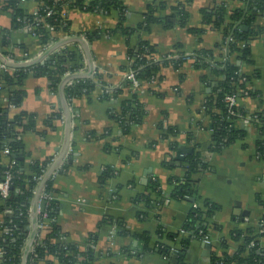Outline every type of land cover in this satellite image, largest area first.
Instances as JSON below:
<instances>
[{"label": "crops", "instance_id": "crops-1", "mask_svg": "<svg viewBox=\"0 0 264 264\" xmlns=\"http://www.w3.org/2000/svg\"><path fill=\"white\" fill-rule=\"evenodd\" d=\"M119 1L125 8L120 25L123 29H134L142 22L146 0ZM181 1L166 0V7L158 16H173ZM220 2H225L229 12L245 7L244 0H191L185 5L187 22L184 27L175 24L165 29L153 25L146 32L130 35L112 32L119 24V13L115 10L97 13L74 8L67 15L69 33L58 35V40L47 48L23 28H13L8 13H0V30L8 29L11 44L22 45L27 50L28 57L22 50L14 49L18 58L14 60L16 65H27L29 59L32 62L43 61L55 49L60 51L74 46L86 57L83 46L76 39L80 38L88 45L94 78L95 73L101 75L111 91L123 89L108 102L99 99L101 90L97 88L88 97L82 96L68 103L64 94L65 84L61 86L64 80L54 91L45 77L29 74L22 86L25 97L21 109L36 119L35 131L22 138L24 152L29 162L50 160L42 180L64 150L69 128V146L53 170L58 169L52 183L61 204L56 222L66 242L77 245L81 250H92L96 256L94 264H210L211 254L232 256L236 252L239 243L230 238L231 232L258 229L264 213L255 199L257 195L264 196V161L255 155L258 133L250 122L239 118L235 127L245 133L243 139L220 153L208 151L211 132L202 108L210 88L201 81L208 70L196 69L191 60L196 52L213 50L221 42L223 28L214 30L202 25L200 15L201 9ZM22 8L25 14H35L37 2L25 0ZM169 20L173 21L172 18ZM256 25L262 32L249 42V62L233 61L239 67V73L248 79L246 88L256 93L255 96L237 97V109L250 115L264 111V17H258ZM190 28H202L203 32L193 34L188 31ZM95 31H101V36L87 42L84 35ZM139 40L152 44L157 58L182 55L189 59L183 61L179 69L172 66L161 68L152 81L140 83L136 90L132 89L137 93V101L145 116L129 135H121L109 111L118 109L130 97V91L123 86L129 68L126 51L128 46L134 47ZM88 71L89 66L84 74ZM64 103L70 115L69 125L66 124ZM52 115L59 117L49 122ZM160 125L179 132L175 138L178 142L176 150H170L169 140L162 138ZM92 134L103 137L93 139ZM188 134L190 141H187ZM192 146L198 147L209 166L207 171L193 176L196 198L199 202L209 201L218 207L208 219V243L193 239L182 260H178L176 253L171 251V258L174 256L176 263L151 252L135 255L139 241L133 235L149 233L154 240L158 228L176 232L186 221L192 202L186 198L166 199L171 191L169 178L183 173L178 163L187 153L181 155L177 151L179 148L189 150ZM67 158H70L68 168L62 169ZM102 175H107L103 182L100 180ZM149 179L157 180L166 201L160 209L149 211L146 218L141 219L138 213L145 209L142 205L133 204L132 199L145 192ZM32 205L33 201L30 220ZM243 212L247 215L242 216ZM104 218L109 220L101 223ZM118 223L124 225L129 233L127 236L118 233ZM214 226L219 229H214ZM91 236L95 238L93 243L89 242ZM205 244L209 248H205Z\"/></svg>", "mask_w": 264, "mask_h": 264}, {"label": "trees", "instance_id": "trees-1", "mask_svg": "<svg viewBox=\"0 0 264 264\" xmlns=\"http://www.w3.org/2000/svg\"><path fill=\"white\" fill-rule=\"evenodd\" d=\"M23 1L0 0V13L10 15L11 26L15 29L30 27L28 34L31 36L33 33L34 37H32L45 47L58 40V35L69 33V20L67 17H62V11L65 9L70 11L75 8L97 13H109L115 10L119 13V24L112 32L121 31L130 35L146 32L153 25H160L165 29L172 28L175 24L184 27L187 22L185 5L191 0L179 2L174 10L175 14L171 17L158 16V13L165 9L166 0H146L142 22L134 29H123L120 25L125 8L119 0H35L37 10L32 15L25 14L22 8ZM244 1V8L234 9L231 12L228 11L225 2L200 10L202 25L214 30L223 28V33L221 42L216 44L213 50H201L194 54V67L208 70V74L201 79L210 88L202 110L203 115L208 119L207 128L211 132L208 151L214 154L220 153L243 139L245 133L237 129L235 123L239 118H244L249 120L258 133L255 155L259 160L264 161V111L250 115L238 110L236 106L229 111L224 100L230 94L237 97L256 95L246 88L248 79L239 73V67L233 61L249 62V42L262 32V29L256 25V21L258 17H264V0ZM49 11H51L50 15H48ZM47 25L53 27L54 33L46 28ZM188 31L201 34L203 29L190 28ZM101 34V31H95L84 36L87 42L91 43ZM9 37L8 29L0 30L1 54L10 55L13 60L18 59L14 50L17 48L28 57L24 46L11 44ZM126 55L129 61L128 70H134L136 79L141 83L152 81L161 68L172 66L179 69L185 61L183 58L185 56L182 55H177V58L173 55L157 58L155 47L143 40H139L134 47L128 46ZM83 57V53L74 46L48 55L41 64L0 70V182L4 181L7 173L11 174L7 196L0 195V250L2 252L0 264H21L22 253L30 235L31 204L39 186L38 181L43 178L50 163V160L29 162L24 152L22 138L26 133L35 131L36 119L33 114L21 109L25 97L22 89L23 81L29 74L37 78L45 77L50 83V88L56 91L65 73L75 72L82 68ZM210 79L213 82H210ZM125 81L123 86L130 91V97L123 101L118 109L109 111L121 135H129L132 128L139 125L145 116V112L137 101V93L133 92L131 83ZM107 86L102 76L95 73V81L74 79L72 84L65 85L64 94L67 102L70 103L73 99L88 97L97 88L102 89ZM121 90L123 89L112 90L110 94L102 92L99 99L108 102L116 98ZM58 117L52 115L49 122ZM159 128L163 131L162 138L169 140L170 150H176L178 142L175 138L179 132L162 125ZM91 137L98 139L103 135L92 134ZM190 138L188 134L187 141H190ZM5 148L9 149L8 155L2 154ZM189 150L190 152L178 163L183 173L180 176L169 178L171 191L169 198L166 199L192 198L194 200L186 221L176 232L163 231L158 228L154 233V240L149 233L133 235L139 241V249L135 255L151 252L165 257L170 262L171 251L174 250L176 251L175 257L182 260L181 254L187 252L193 239L201 240L207 236L210 227L208 219L217 212L218 207L209 201L199 202L196 198V182L193 176L207 171L209 166L203 160L197 146H192ZM69 162L70 158H67L62 169L68 168ZM106 177L107 175H102L101 182ZM52 182L50 179L44 181L43 194L57 197L59 194L53 188ZM144 190V193L137 194L132 199L133 204L142 205L145 209L138 213L141 219H145L149 211L160 209L166 201L157 180L149 179ZM255 199L264 210V196L257 195ZM60 206L59 201L45 200L43 212L39 216V222L44 227L37 229L25 264H94L96 256L91 249L81 250L77 245L68 243L64 239L62 230L56 222ZM43 214L46 215L45 218H42ZM261 219L264 221V213ZM107 220L109 219L104 218L101 223H106ZM213 228L219 229L217 226ZM5 230L8 232L5 233ZM261 230V233H258V229L231 232L230 238L239 243L236 252L232 256L211 254L210 264H264V225ZM117 231L122 236L129 234L122 223L117 224ZM260 238H262V243ZM94 239L91 236L89 242L93 243ZM251 242L254 243L253 246L250 245Z\"/></svg>", "mask_w": 264, "mask_h": 264}, {"label": "built area", "instance_id": "built-area-1", "mask_svg": "<svg viewBox=\"0 0 264 264\" xmlns=\"http://www.w3.org/2000/svg\"><path fill=\"white\" fill-rule=\"evenodd\" d=\"M22 1H23V0H22ZM50 14H51V11L48 12V15H50ZM67 15H68V11H67L66 9L63 10V11H62V17H67ZM46 28H48V30H49L51 33H54L53 27L47 25ZM23 29H24L25 31H27V33L29 32V30H31L30 27H24ZM31 36L34 37L33 33H31ZM51 44H52V43H51ZM51 44H50V43L47 44V45L45 46V48H47V46H49V45H51ZM48 50H49V49H48ZM55 52H59V49H55V50L51 51L50 54L55 53ZM83 56H84V55H83ZM183 58H184V60L189 59L188 57H183ZM45 60H46V59H44L43 61H40V63H43ZM191 60H192L193 62H195V60H194V55L192 56ZM27 62H29V63H33L31 59L27 60ZM82 64H83V66H82V68H80L79 70H77V71H75V72H67V73H65V74L63 75V79H62V80H66V81H65V85L72 84V82H73L74 79H90V80H92V81H95V78H94V76H93V75H94L93 73H92V75H91L89 78H88V77H87V78H81L82 76L77 77V78H72V76L79 75V74L81 75V74H84V73L87 71L89 65L87 64V60H86V57H85V56L83 57V63H82ZM11 65H12V66H13V65H16V64H15V61L12 59V57H11L10 55H2L1 52H0V70H7L9 67H12ZM135 74H136L135 71L132 70V69L128 70V71L126 72V74H125V79L131 83V86H132V89H133V90H136V89L139 87L140 83H141L139 80L136 79ZM100 90H101V93H102V92H105V93H108V94L111 93V88L108 87V86H107V87H104V88H102V89H100ZM224 100H225V102H226V104H227V108H228V110L231 111V110H233L234 107L236 106L237 96H235L234 94H230V95H227V96L225 97ZM202 110H203V108H202ZM246 120L249 122L248 119H246ZM2 154H3V155H8V154H9V149H8V148H5V149L2 151ZM12 164H13V163H12ZM57 174H58V169L55 170L54 172H52V173L50 174V176H49L48 179L53 180V179L56 177ZM10 180H11V174H10V173H7L6 176H5L4 181L0 182V195H1L2 197H6L7 194H8L9 185H10ZM38 185H39V186H38L37 190L40 188L39 193H38V199H39L38 201H39V202H41V201H45V200H50V201H52V200H56V201H59L57 197H54V196H47V195H44V194H43V183H42V179H39V181H38ZM37 190H36V192H35V195H36V193H37ZM195 206H196V205H194V207H195ZM38 215L40 216L41 213L38 214ZM45 216H46V215L43 214V215H42V218H45ZM263 225H264V221L261 219L260 222H259V224H258V233H261V232H262L261 228H262ZM43 227H44L43 224H42L41 222H39V218L37 217V229H38V230H39V229H43ZM4 232L6 233V232H8V230H5ZM181 233H182V231H181ZM202 241H203L204 243H208V241H207V239H206V236H204V237L202 238ZM260 241H261V243H262V238H260ZM250 245L253 246L254 243L251 242ZM29 250H30V249H29ZM172 253H176V252H175L174 250H172ZM1 255H2V252H1V250H0V257H1Z\"/></svg>", "mask_w": 264, "mask_h": 264}, {"label": "water", "instance_id": "water-1", "mask_svg": "<svg viewBox=\"0 0 264 264\" xmlns=\"http://www.w3.org/2000/svg\"><path fill=\"white\" fill-rule=\"evenodd\" d=\"M243 30H245V28H242ZM78 41H80L81 45L83 46V49H84V52H85V55L87 57V63L89 65V71L88 73L86 74H81V75H84V76H88L90 77L93 73V63H92V59H91V56H90V53H89V48H88V45L85 43L84 40L80 39V38H76ZM49 52V50H47L46 54L47 55ZM40 60H37L33 63H29L27 65H11L12 67H28V66H31L33 64H37L39 63ZM80 74L79 75H75V76H72V78H77V77H80L81 76ZM65 81L64 80L62 83H61V86H63L65 84ZM62 94V92H61ZM64 109H65V113H66V124L69 125L70 123V115H69V111H68V108L67 106L65 105L64 103ZM69 135V128H68V131H67V139H66V143H65V148L64 150L61 152L60 156L58 157V159L54 162L53 166L50 168V170L46 173L44 179L42 180V183H44V181L50 176V174L53 172L54 168L56 167L57 163L61 160V157L65 154L69 144H68V136ZM190 150H185L184 148H179V150L177 151L178 154H186V153H189ZM181 159V158H179ZM39 190L40 188L37 190V193L35 195V198L33 200V205H32V217H31V220H30V235H29V239L24 247V250H23V253H22V261H21V264H25L26 262V258H27V255H28V252H29V249H30V246H31V243L32 241L34 240V237L36 235V231H37V198H38V193H39ZM187 200H189L190 202H194V200L192 198H186ZM44 205H45V201H41L40 204H39V211L40 212H43V209H44ZM242 216H246L247 213L243 212L241 214ZM205 248H209V245L208 244H205L204 245ZM176 255V254H175ZM185 254H181L182 257H184ZM170 262H173V263H176V260H175V257L173 256L172 258H170Z\"/></svg>", "mask_w": 264, "mask_h": 264}]
</instances>
